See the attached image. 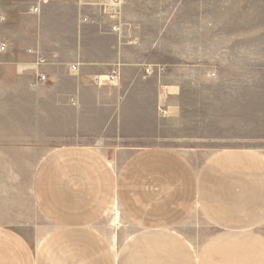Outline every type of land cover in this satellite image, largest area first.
<instances>
[{
  "label": "crops",
  "instance_id": "crops-1",
  "mask_svg": "<svg viewBox=\"0 0 264 264\" xmlns=\"http://www.w3.org/2000/svg\"><path fill=\"white\" fill-rule=\"evenodd\" d=\"M104 3L49 0L34 12L36 0H0L5 100L31 106L25 118L52 120L57 135L91 121L97 130L83 134H101L127 97L158 80L178 88L181 109L210 101L227 135L258 138L200 163L144 146L118 167L91 144L61 142L32 181L51 229L32 244L0 225V264H264V33L235 29L262 3H120L114 19ZM152 63L165 67L159 78L145 74ZM112 206L133 227L118 249L98 227ZM189 219L194 236L181 227Z\"/></svg>",
  "mask_w": 264,
  "mask_h": 264
},
{
  "label": "rangeland",
  "instance_id": "rangeland-1",
  "mask_svg": "<svg viewBox=\"0 0 264 264\" xmlns=\"http://www.w3.org/2000/svg\"><path fill=\"white\" fill-rule=\"evenodd\" d=\"M48 1L36 0L38 11L40 4ZM120 3H252L253 8L255 3H262L264 8V0H121ZM103 13L111 19L116 17L106 14L104 5ZM88 20L95 21L92 18ZM251 21L237 23V34L243 31L264 33V9L260 13L253 12ZM113 25L116 27L117 23ZM154 42L158 45L163 41ZM0 43L6 45V51L7 44ZM39 59L43 61L41 57ZM144 71L159 78L165 72V67L152 63ZM113 74L110 76L113 77ZM159 82L145 80L139 94L126 98L121 108V119L108 121L101 134L90 135L83 133L97 130L94 121L90 122L92 129L81 128L72 135H57L59 129L56 123L50 119L25 118L36 115L35 111L29 109L31 106L12 103L10 97L5 100L4 89L0 88V225L19 231L32 244L39 242L49 232L51 224L36 204L32 181L39 162L61 142L91 144L101 150L114 167H118L131 152L144 146H169L183 152L194 163H200L218 148L240 143V140L249 142L258 138L227 135V128L214 124L217 121L212 120L210 101L190 103L181 109L178 100L175 103L173 98L174 95L178 97V88L166 92ZM45 115L49 116L50 113ZM113 206L99 221L98 227L118 249L133 232V227ZM191 219L181 227L194 236L196 223Z\"/></svg>",
  "mask_w": 264,
  "mask_h": 264
},
{
  "label": "built area",
  "instance_id": "built-area-1",
  "mask_svg": "<svg viewBox=\"0 0 264 264\" xmlns=\"http://www.w3.org/2000/svg\"><path fill=\"white\" fill-rule=\"evenodd\" d=\"M46 1V0H41ZM121 0H105L104 3V12L108 14L110 17H115L117 14L118 6L120 4ZM33 11H38V6L36 5L33 8ZM116 27L113 25L112 29H115ZM6 49V45L4 43H0V54L3 53ZM148 69H146L147 71ZM45 80V75L40 74L39 75V82L42 83Z\"/></svg>",
  "mask_w": 264,
  "mask_h": 264
}]
</instances>
